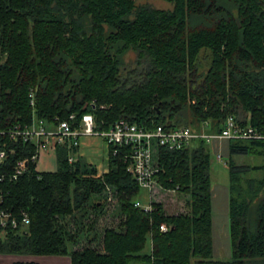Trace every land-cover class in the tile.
I'll return each mask as SVG.
<instances>
[{"label":"trees","instance_id":"obj_1","mask_svg":"<svg viewBox=\"0 0 264 264\" xmlns=\"http://www.w3.org/2000/svg\"><path fill=\"white\" fill-rule=\"evenodd\" d=\"M165 1L171 9L136 0H0V130L90 113L99 130L126 119L194 130L207 122L205 131L219 132L232 115L264 133V0ZM210 147L197 139L153 151L159 189L188 197L185 212L168 213L161 202L135 206L142 189L123 148L110 152L99 177L82 158L68 161L77 149L67 143L56 147L55 171H35L34 145L1 135L0 171L28 160L22 177L0 184L2 205L25 209L29 224L0 235V254L68 256L70 264H264V141L225 146L228 260L213 254ZM236 155L261 162L239 165ZM108 189L118 220L99 228Z\"/></svg>","mask_w":264,"mask_h":264},{"label":"built area","instance_id":"obj_2","mask_svg":"<svg viewBox=\"0 0 264 264\" xmlns=\"http://www.w3.org/2000/svg\"><path fill=\"white\" fill-rule=\"evenodd\" d=\"M32 96V94H30ZM208 123L203 122L201 130H194L189 126H178L166 128L163 125H155L146 128L135 122L126 119L115 121L109 129L99 130L92 114H82L78 119L76 115L70 114L67 119L59 120L57 117L52 122L33 118L30 125L14 124L7 130H0L1 135H7L10 140L28 142L34 145V153L31 161L34 163V170L37 169V161L41 154L50 153L56 158V147L67 143L77 149V154L69 155L68 161L73 162L79 157L85 138H95L102 142L104 147V170L95 175L101 176L108 171V157L110 152L115 154L117 148L125 150L123 159L126 162V170L137 182L141 189L149 192L155 189L154 174L157 169L153 158V151L156 147L162 146L170 150L182 149L189 146L194 140L202 139L207 143H227L229 140H262L264 133L250 125L239 124L232 115H228L219 132H207ZM213 145V144H212ZM112 148V151H110ZM214 150V149H213ZM218 161L222 159L220 147L214 150ZM6 158V151L0 148V164ZM2 166V165H1ZM28 169V160H18L11 170L0 171V184L13 182L24 175ZM97 170V169H96ZM177 189V187H176ZM4 190L0 187V235L5 233L7 228L25 229L29 224V216L25 209L14 213L11 209L2 205ZM110 189L107 194H110ZM135 206L147 211L151 209L150 204L144 205L135 201ZM161 231L168 229L166 224L159 226Z\"/></svg>","mask_w":264,"mask_h":264},{"label":"rangeland","instance_id":"obj_3","mask_svg":"<svg viewBox=\"0 0 264 264\" xmlns=\"http://www.w3.org/2000/svg\"><path fill=\"white\" fill-rule=\"evenodd\" d=\"M137 4H145L158 9L168 10L172 8V3L165 0H136ZM134 53L129 52L126 56H124V62L132 63L134 60ZM208 58L202 57L200 59V68H206L208 66ZM211 144V143H210ZM213 144V145H212ZM210 147V151L212 153L211 156V164H210V177H211V189L213 190L214 199V216H213V235H214V258L221 260H228L230 258V242H229V230H228V168H227V159L228 156L225 153L226 143H222L219 145L218 143H212ZM210 146V145H209ZM220 147V151L222 154V159L218 161L214 155V150H217ZM214 149V150H213ZM49 162H43L45 160L40 159L37 161L38 169L46 170L51 169L54 164L53 155L50 153ZM42 160V161H41ZM234 160L237 164H257L261 162V158L246 156V155H236L234 156ZM41 161V162H40ZM226 189L225 196L221 194V190ZM140 198H138L141 204L147 205L151 202H161L164 206V209L168 213H177V212H185L186 211V202L187 195L178 193V192H166L159 189L157 185H155V189L151 192L148 190L142 189L140 192ZM227 200V202H226ZM105 204L106 214L103 216H99L96 222V226L99 228H103L105 225H111V223L117 222V217L114 215L115 194L110 192L107 194L103 200ZM226 202V203H225ZM91 213V212H90ZM88 217V216H87ZM91 218V216H90ZM89 219V218H88ZM87 218H84L85 221H90ZM150 249V243L148 242L143 252H147ZM3 255V254H1ZM0 255V256H1ZM16 257L22 260H33L39 262H50L54 259L53 255L48 256H39V255H29V254H4V256ZM1 262V261H0ZM2 263V262H1Z\"/></svg>","mask_w":264,"mask_h":264},{"label":"crops","instance_id":"obj_4","mask_svg":"<svg viewBox=\"0 0 264 264\" xmlns=\"http://www.w3.org/2000/svg\"><path fill=\"white\" fill-rule=\"evenodd\" d=\"M83 140H84V143H83L82 150L79 153V157H81L83 160H85V162H87L88 164L93 165L97 169L98 174L101 173L104 170V164H105L104 153H103L104 147L102 145V142L98 139H95V138H85ZM40 157L42 158V160H45V161H43L45 163H47V161L49 162V160H50L49 154L43 153V154H41ZM53 159H54V164H53L51 169L40 170V169H38V164H37V169L39 171H55V169H56L55 156H53ZM220 192H221V194H223V196H225V193L227 191H226V189H222ZM214 199H215V197L213 195V190H212V193H211L212 218L214 216V214H213L214 213L213 207L215 205ZM226 202H227V200H226ZM212 231H213V219H212ZM214 245L215 244H214V235H213V254H214ZM53 257H54V259H52V261H50V262H47V263L40 262V263H44V264H70V259L68 256L53 255ZM19 260L23 261L22 259H18L16 257L12 258V257H10V255L4 256V254H3L0 256V261L2 262V263L0 262V264H12L14 261H19ZM24 261H33V260H24ZM35 262H39V261H35Z\"/></svg>","mask_w":264,"mask_h":264}]
</instances>
